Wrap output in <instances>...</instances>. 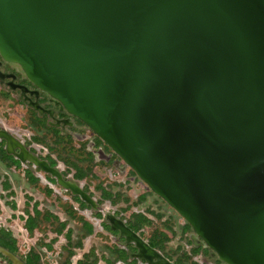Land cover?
Instances as JSON below:
<instances>
[{
    "label": "water",
    "instance_id": "95a60500",
    "mask_svg": "<svg viewBox=\"0 0 264 264\" xmlns=\"http://www.w3.org/2000/svg\"><path fill=\"white\" fill-rule=\"evenodd\" d=\"M0 54L85 122L196 241L227 264H264V0H0ZM110 224L147 258L136 232Z\"/></svg>",
    "mask_w": 264,
    "mask_h": 264
},
{
    "label": "rangeland",
    "instance_id": "374dc122",
    "mask_svg": "<svg viewBox=\"0 0 264 264\" xmlns=\"http://www.w3.org/2000/svg\"><path fill=\"white\" fill-rule=\"evenodd\" d=\"M34 105L41 107L37 102ZM66 115L44 113L20 91L0 83V134L7 128L19 145L10 151L9 135L0 136V224L19 241L21 255L36 254L41 264L75 260L78 264L87 255L95 264H142L137 258H119L116 250L124 251L123 255L126 250L118 240L127 246L135 244L127 243L112 228L114 216L165 256L149 245L140 256L151 263L169 259L170 264H227L211 248L195 245L191 224L85 122L74 119L70 126L55 119ZM24 151L32 157L30 162L46 163L65 182L79 184L86 195L60 185L57 177L40 167L36 171L44 179L37 176L33 163L19 156ZM86 221L91 233L86 232ZM5 257L0 250V264H10Z\"/></svg>",
    "mask_w": 264,
    "mask_h": 264
},
{
    "label": "flooded vegetation",
    "instance_id": "af4514ba",
    "mask_svg": "<svg viewBox=\"0 0 264 264\" xmlns=\"http://www.w3.org/2000/svg\"><path fill=\"white\" fill-rule=\"evenodd\" d=\"M0 83L2 85H4L5 87L9 88L10 90L20 91V93L23 95V97L26 99V101L28 100L31 103V106L35 107L38 110L44 111V113H48V114L52 113L55 115L57 112H59V113L67 114L66 116H62L60 118L55 117V119L60 120V121L62 120L64 123H68V125H70V126L75 124L74 119H79L76 116L72 115L71 113L67 112V110L63 107V105L60 102H58L57 100L53 99L47 92L38 88L27 77L26 73L24 72V70L21 68V66L18 63L6 61L2 57L1 54H0ZM42 101L45 104H43ZM36 102L38 104H40L41 107H36L34 105V103H36ZM46 105L49 107H47ZM3 133H5L7 136L9 135V144H8L9 150L15 151L19 145L13 139V142H15V146L13 149H11V138H13V135H11V133L5 127H4ZM3 133H2V135H3ZM20 154H22V152ZM20 154H19V156H20ZM23 154H25V151ZM25 156H26V159H24L25 162L30 161L32 158L29 155V153H26ZM44 165H46V164H44ZM119 235H120V232H119ZM191 237H192V240L194 241L195 245L197 244V246H201L202 248H209L208 246H205L201 242V240L200 241L195 240V237H196L195 233ZM118 241L120 243H124L123 248L126 250L129 257L139 259L142 264H151V262H149L147 260V258L138 257L139 250L135 245L132 244V245L127 246L125 241L124 242H122L121 240H118ZM150 246H152V245L150 244ZM152 247L155 248L154 246H152ZM155 249H157V248H155ZM144 257H146V256H144ZM155 260L157 261V259H155ZM121 262H122V260H121Z\"/></svg>",
    "mask_w": 264,
    "mask_h": 264
},
{
    "label": "trees",
    "instance_id": "16d2710c",
    "mask_svg": "<svg viewBox=\"0 0 264 264\" xmlns=\"http://www.w3.org/2000/svg\"><path fill=\"white\" fill-rule=\"evenodd\" d=\"M86 223H87L86 232L91 233L92 226L89 225L87 221ZM18 243L19 241L13 236L12 232L7 228L2 227V225L0 224V246L10 250L11 252L16 254L20 259H22L27 264H41L40 263L41 258L40 256L36 254L34 256L27 255L26 257L21 255V253L19 252ZM116 252L118 253L119 258L123 256L129 257L127 252H125V255H123L124 251H122L121 249L116 250ZM71 254H73V252H71ZM90 257L91 255H87L84 259L79 260L78 264H95L94 260L93 259L91 260ZM5 258L9 261L10 264H12L11 261L7 257ZM70 263L71 262L68 261L65 264H70Z\"/></svg>",
    "mask_w": 264,
    "mask_h": 264
},
{
    "label": "bare ground",
    "instance_id": "6f19581e",
    "mask_svg": "<svg viewBox=\"0 0 264 264\" xmlns=\"http://www.w3.org/2000/svg\"><path fill=\"white\" fill-rule=\"evenodd\" d=\"M14 146H15V142H13V138H11V149H13L14 148ZM25 154H26V152H25ZM25 154H20V157H22L23 159H26V156H25ZM44 164H46V163H41V165L45 168V169H47V170H51V167H49V165H44ZM52 172H54V173H56V174H59V172L57 171V170H51ZM59 176H60V174H59ZM61 181H62V183H64V184H66V185H68V186H71L76 192H79V191H81V186L80 185H78V184H76V183H74V182H65L63 179H62V177H61ZM90 212V211H89ZM91 213V212H90ZM139 243H140V245H141V247H142V249H145V250H149L150 249V247H149V245L147 244V243H145L143 240H140L139 241ZM160 264H170L169 263V261L168 260H166V259H162V261H160Z\"/></svg>",
    "mask_w": 264,
    "mask_h": 264
},
{
    "label": "built area",
    "instance_id": "2783aa9c",
    "mask_svg": "<svg viewBox=\"0 0 264 264\" xmlns=\"http://www.w3.org/2000/svg\"><path fill=\"white\" fill-rule=\"evenodd\" d=\"M70 264H77V261L76 260L72 261Z\"/></svg>",
    "mask_w": 264,
    "mask_h": 264
}]
</instances>
